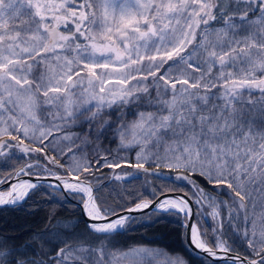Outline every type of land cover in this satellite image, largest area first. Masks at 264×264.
<instances>
[{
    "label": "snow or ice",
    "instance_id": "1",
    "mask_svg": "<svg viewBox=\"0 0 264 264\" xmlns=\"http://www.w3.org/2000/svg\"><path fill=\"white\" fill-rule=\"evenodd\" d=\"M113 111L114 122L105 116ZM81 120L91 138L73 140L65 129ZM107 133L117 146L101 150ZM61 140L72 141L67 151L57 149ZM13 148L38 156L0 178L9 184L0 208L58 192L78 201L83 219L49 223L20 245L0 236V264H188L179 253L114 239L133 212L187 221L193 204L197 215L211 209L215 248L195 226L186 227L187 243L226 255L217 235L226 219L257 257H229L232 264H264V0H0V161L9 163ZM123 166L137 171H114ZM105 168L115 180L154 177L193 192L160 189L161 197L118 212L98 195ZM42 173L56 183L41 184Z\"/></svg>",
    "mask_w": 264,
    "mask_h": 264
},
{
    "label": "rangeland",
    "instance_id": "2",
    "mask_svg": "<svg viewBox=\"0 0 264 264\" xmlns=\"http://www.w3.org/2000/svg\"><path fill=\"white\" fill-rule=\"evenodd\" d=\"M79 125H80V122L78 121L76 124H71L65 129V131L67 133H69L70 135L73 136V140H75L76 136L80 135V133L73 132V131H77L79 129ZM57 135H59V134H57ZM25 143H29V141L25 140ZM71 143H72V141L61 140L57 144V149L63 148L65 151H67V147ZM77 143H79V141H77ZM73 150L77 151V149H75V148ZM46 151H48L50 155H56L55 152H51L48 149H46ZM11 152L13 155H12V159L9 163H5L3 161H0V178L9 179L12 175H14V173L12 172V169L23 167L26 162H28L29 160H33L35 157L38 156V155L26 156L24 153L18 151L16 148L11 149ZM89 152L90 151H87L88 154H89ZM126 155H129V153H126ZM57 158L60 160L61 163H64L65 160L67 159V156L57 157ZM43 162L44 161H41V163H43ZM53 170L59 171L61 174H63V172H64L63 169H55L54 168ZM102 170L99 173H97V175L100 177V185H99L100 188H105L114 182L113 178H111L113 170L106 169L109 174L103 173ZM34 171H36V170H34ZM114 171L116 173H120V172L132 173V172H135L137 170L132 169V168H128L127 166H123L122 168L115 169ZM168 171L169 170H166L165 173L169 174ZM141 175H143V174L141 173ZM32 178H36V177L35 176L21 175L18 179L20 181H25V180H32ZM40 178L54 179V178L46 177L43 173L41 174ZM15 182H16L15 180H10V183H15ZM119 183H124V182H119ZM179 183L185 184V182H179ZM198 183H200V182H198ZM41 184H43V183H41ZM44 185H47V184H44ZM162 185H163L162 182L158 181V179L155 178L154 180H151L150 177H147L145 179H142V182L139 181V182H135L134 184L131 183V184L124 185V186H122V185H117L115 187L111 186V187H109V189H104L101 192H99L98 194L101 198H103L107 202V205L109 207L114 208V209L119 207L118 212H120V210L122 208L134 206V204L142 198L153 200L155 198L161 197L160 189H164ZM200 186L205 188V191L209 192L212 196L216 197L217 199H223V200L228 199V197L225 196L222 191H214L213 187L209 188V187H207L209 185L206 186L203 182L200 183ZM8 187H9V184H7V183L6 184H0V189H8ZM153 188H155V193H153L151 190ZM167 188H170V187H167ZM48 191H52V189H48ZM179 191H181L180 193H184L187 195L189 194L191 196L193 189L191 188V186H189L188 188H186V189L183 188V190H179ZM166 193L169 194V192H164V194H166ZM130 195H132L131 198H130ZM44 197L47 200H49L48 207H51L50 212L52 213V215H51V220H50V218H48L47 226L43 230H45L49 226V223H51V224L56 223V221L60 217V216H58V215H60L58 213L61 212L62 210H67L68 212H71V213H81V215L83 217V213L80 210L78 201L72 200L70 197H67L66 195L61 196V194L58 192L53 193V197H49L45 193ZM57 197H59L61 199V203L55 202V198H57ZM111 197L116 199L118 202L111 201L110 200ZM30 200H28V202ZM42 202L45 203L46 201L43 200ZM0 209H5L3 211H7V212H9V211L18 212V211H22V210L34 212L36 208L27 207V204H26L24 208H11L8 206H4ZM194 209H195V213H194L195 227H198L202 234L207 232V235L205 237L207 240V243L209 244V246H212L215 248V245L213 244V240L216 237L213 235V229L217 228V222L215 219H212L210 215H207V213H210L211 209L207 205H205L203 208L200 209L199 215H197V207L195 205H194ZM1 214H2V212H0V215ZM220 214H221V218H224L226 216V210L223 207H221V209H220ZM131 216L135 217V220L131 223V227L126 232L116 236L114 239V243L116 245L122 247V248H128L131 245L133 247L135 246V244H132V243H130V245H128V246H124L123 243H125L127 241V239H129L131 236H133L134 229L137 228L138 226H146V225L149 226V225L154 224V223L155 224L160 223V224L166 225V223H167V226L173 227V225H176V224L177 225L184 224L185 227H182L180 225L182 227V229H184L183 234L186 231V227H188V220L185 221L183 219V213H181V214H179V216H177V215L169 214V213H153L152 210H149V211H145L143 213H139V214L131 215ZM56 218H57V220H56ZM236 227H239V224H236ZM3 229H6V228H5V226H3L1 224L0 232L3 233L6 237H9V234H7L9 232H3L4 231ZM20 233H23V232L20 231ZM217 235L219 236V238L221 240L226 241L227 246L230 247L232 251L235 250L236 252L242 251L244 253H247V250L244 249V248H248L247 245L243 241L242 237L236 231H234L233 226L230 225L226 219L223 220V228L218 230ZM184 239H185V237H184ZM185 241H186V239H185ZM186 244L188 246V249H190L194 253V255L191 254L193 256V258L195 260L199 261L201 264H231L227 261H216L215 259L217 257L209 258V257H207L201 253L194 251L190 247V245L187 243V241H186ZM238 253L241 254V252H238ZM250 254H252V253L250 252ZM247 257L249 259H256L257 258L253 255H250Z\"/></svg>",
    "mask_w": 264,
    "mask_h": 264
},
{
    "label": "trees",
    "instance_id": "3",
    "mask_svg": "<svg viewBox=\"0 0 264 264\" xmlns=\"http://www.w3.org/2000/svg\"><path fill=\"white\" fill-rule=\"evenodd\" d=\"M125 111L128 112V118L131 119L132 118L131 111H129L128 109H125ZM118 115L119 113L115 111H113L110 116L108 115V113L105 114L106 118L110 119L113 122L116 120ZM79 122H80L79 129L73 132L80 133L79 136L88 135L91 138V133L89 131V125L85 123L83 120ZM116 146H117V142L113 138L112 133H107L106 135H102L100 137L99 147L101 148V150L115 149ZM86 150L90 151L89 155L94 154V146L89 145L86 147ZM120 155L125 156L126 153L121 152ZM133 155L134 153H129V155L127 156L132 157ZM166 170L167 169H165V171ZM102 172L109 174L106 168L103 169ZM150 179L154 180L155 178L150 177ZM139 181L142 182V179L137 178V179L132 180L131 182H126V183H119V182L114 181L109 186L105 188H101V189L102 190L109 189V187L111 186L115 187L117 185L124 186V185H128L131 183L134 184L135 182H139ZM158 181L162 182L164 192L179 191V190H183V188L186 189L189 187V185H187L186 183L185 184L179 183L180 181H177L175 183H168L162 180H158ZM198 182L204 183L203 180H199ZM204 184L207 186L206 183ZM167 187H170V188H167ZM207 187L211 188L212 186H207ZM44 196L45 194L35 196L27 203V207L36 208L34 212L24 211V210L18 211V212H13V211L7 212V211H3L5 209H0V212H2V214L0 215V227L2 224L6 228V229H3L4 230L3 232H9L7 233L9 234L8 238H10L8 240L9 244H14V245L23 244L26 240L30 238V234L32 232L42 231L47 226L48 218H50L52 213L50 212L51 207H48L49 200H47ZM131 197L132 195H130V198ZM43 200H45L46 202L43 203L42 202ZM110 200L118 202L116 199L112 197L110 198ZM116 210L118 211L119 207L116 208ZM58 214H60L58 215L60 216L58 220H65L69 218L73 220L83 219L81 213H71V212H68L67 210H62ZM180 225L176 224V225H173V227H170V226H167V223L166 225L160 224V223L159 224L154 223L149 226L148 225L138 226L137 228L134 229L133 236L127 239V241L123 244L124 246H128L130 245V243H132V244H135V246H144V247H149V248L164 249L169 253H179L187 260L188 264H201L199 261L195 260L193 256L191 255V254L194 255V253L190 249H188V246L186 244V241L183 235L184 229H182ZM82 227H83V224H81V228ZM20 231H22L23 233H20ZM0 236L6 237L1 232H0ZM244 249L247 250V253H244L242 251H238V252H241V254L245 256L252 255L250 254L251 251L249 248H244Z\"/></svg>",
    "mask_w": 264,
    "mask_h": 264
},
{
    "label": "water",
    "instance_id": "4",
    "mask_svg": "<svg viewBox=\"0 0 264 264\" xmlns=\"http://www.w3.org/2000/svg\"><path fill=\"white\" fill-rule=\"evenodd\" d=\"M36 179L37 178H32L33 181H35ZM130 179H131V177H127V178H125L123 180H120V181H128ZM40 182L43 183V184H55L56 183L55 179H45V178H40ZM164 195L175 197V196H183L185 194L184 193H169V194H164ZM149 210H152V209L151 208L144 209L143 211H140V212H133L130 215H136V214L143 213V212L149 211ZM192 213H193L192 216L188 219V227L195 226V216H194L195 209H194V205H192ZM121 214H123V213H121ZM189 245L194 251H196L198 253H201V254L209 257V258H213V257L209 256L207 253L203 252L202 250L196 249L193 245H191V244H189ZM236 256H239L241 258H245V257H243L241 255L232 254L230 252H228L226 255L224 253H222V252H218V257L219 258H216L215 260L216 261H229V262H232L229 259V257H236Z\"/></svg>",
    "mask_w": 264,
    "mask_h": 264
}]
</instances>
